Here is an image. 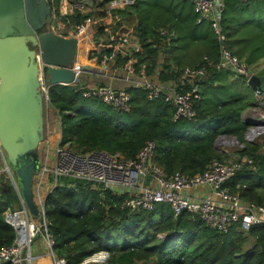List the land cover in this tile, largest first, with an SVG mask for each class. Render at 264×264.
Masks as SVG:
<instances>
[{
    "label": "trees",
    "instance_id": "16d2710c",
    "mask_svg": "<svg viewBox=\"0 0 264 264\" xmlns=\"http://www.w3.org/2000/svg\"><path fill=\"white\" fill-rule=\"evenodd\" d=\"M121 14L124 20L134 19L139 60L160 80L176 78L184 65L218 59V43L209 22L196 21L188 0H134ZM86 15L76 11L57 17L56 31L68 36ZM104 22L100 19L96 26ZM220 26L226 47L258 76L264 94V0H223ZM91 51L84 52L86 62ZM102 51L96 48L92 53L99 57ZM197 84L193 119L173 118L170 105L160 98H146L136 87L126 89L128 107L115 110L119 116L98 113L96 109L105 103L82 97L71 85L53 84L48 94L60 115L61 140L69 141L74 149L134 157L144 141L152 140L154 159L166 174L193 175L207 169L213 159L222 158L214 143L218 135L244 142L242 135L250 121L241 113L256 104L253 90L229 70L209 65ZM256 150L257 145L244 142L239 152L250 154L252 166L236 172L226 186L238 190L243 200L264 206V152ZM3 181L0 247L11 244L15 237L3 218L12 200V190ZM123 198L92 190L81 180L59 179L44 202L54 257L65 264H79L92 253L105 251V264H264V224L252 226L245 234L235 226L219 232L187 212L173 218L166 204L151 211L121 208Z\"/></svg>",
    "mask_w": 264,
    "mask_h": 264
},
{
    "label": "built area",
    "instance_id": "2783aa9c",
    "mask_svg": "<svg viewBox=\"0 0 264 264\" xmlns=\"http://www.w3.org/2000/svg\"><path fill=\"white\" fill-rule=\"evenodd\" d=\"M188 1L192 4L196 21L209 22L218 43V59L214 63L206 60L194 66L184 65L178 68L176 78L160 80L154 72L148 73L145 61L139 60L141 48L134 33V23L126 24L121 14L129 10L134 0H45L49 8V21L43 25L42 31L51 30L62 35L56 31L57 17L76 11L88 13L68 35L76 38V51L69 67L74 76L67 85L78 89L82 97L97 98L118 111H125L128 107L130 94L126 89L140 88L146 98H160L170 105L173 118L193 119L196 114L195 101L199 97L197 81L203 77L207 66L229 70L241 76L245 82L252 72L226 47L225 34L220 26L223 0ZM103 18L105 22L96 26V22ZM87 48L92 51L90 61L85 62L81 58L84 59ZM96 48L103 50L99 57L92 53ZM40 52V47L35 46L34 59L44 114L43 137L38 144V169L31 182L32 201L38 215L34 220L22 203L0 147V186L7 179L20 201L19 208L7 205L3 212L4 221L16 232L11 244L0 247V264H30V247L37 238L44 242L53 264H65L62 258L54 257L52 253L44 209L45 198L62 177L81 180L95 191L124 196L121 208L151 211L158 204H166L173 218L187 212L206 227L219 232H226L235 226L245 234L252 226L264 224V206L243 200L238 190L232 191L226 186L236 172L252 166L250 154L239 152L244 143L235 141L239 145L235 155L213 159L207 169L200 173L187 175L175 172L168 175L154 159L155 143L152 140L144 141L134 157L96 149L81 151L74 149L69 141L63 142L60 115L50 103L48 94L49 87L53 85L49 80V71L56 66L43 62ZM96 71L110 81L92 82L91 76ZM112 79H118L119 83L113 84ZM181 87L186 90H181ZM253 92L256 104L241 113L242 118L250 121L243 132V139L248 143H252L258 135H264V94ZM237 188L238 185L235 186ZM27 222H32L29 234L25 226ZM107 258V252L98 251L79 264H105Z\"/></svg>",
    "mask_w": 264,
    "mask_h": 264
},
{
    "label": "water",
    "instance_id": "95a60500",
    "mask_svg": "<svg viewBox=\"0 0 264 264\" xmlns=\"http://www.w3.org/2000/svg\"><path fill=\"white\" fill-rule=\"evenodd\" d=\"M48 21L45 0H0V147L20 199L33 218L38 213L32 201L31 182L38 169V144L44 131L34 47H40L43 62L56 66L49 71L52 84L72 81L74 75L69 67L76 51L74 36L42 31ZM246 83L253 91H261L257 75L250 74Z\"/></svg>",
    "mask_w": 264,
    "mask_h": 264
},
{
    "label": "rangeland",
    "instance_id": "374dc122",
    "mask_svg": "<svg viewBox=\"0 0 264 264\" xmlns=\"http://www.w3.org/2000/svg\"><path fill=\"white\" fill-rule=\"evenodd\" d=\"M124 22L129 25L131 23H134V19L129 20V21L124 20ZM52 25H53V22H52ZM152 72H150L149 74H154ZM86 75H87V73H86ZM254 100H255V98H254ZM96 110L98 113H101V114H105V115H109V116H119L118 112H116L115 109H113L111 106H108L106 104H103L101 107H99ZM53 134L56 135V132L53 131ZM242 137H243V135H242ZM216 138H218V139L215 142V146L218 149V151L221 153L223 158L230 157L232 155H235L238 152L237 148H239V145H238L239 141L236 139V137L220 134ZM235 141H238V143ZM244 142H240V143H244ZM252 143L257 145L256 151L261 152L262 147L264 146V135H261V136L258 135V137H256L252 141ZM3 183H4L3 184L4 186H7L9 188L10 192L12 190V193H11L12 200L7 205H10L14 209L19 208L20 201L18 199V195H16V193L13 189V186L11 185V183L8 180H4ZM4 186H3V189H4ZM34 220H35V218H34Z\"/></svg>",
    "mask_w": 264,
    "mask_h": 264
},
{
    "label": "crops",
    "instance_id": "0c3cea01",
    "mask_svg": "<svg viewBox=\"0 0 264 264\" xmlns=\"http://www.w3.org/2000/svg\"><path fill=\"white\" fill-rule=\"evenodd\" d=\"M99 71H96L91 76L92 82L94 83H100L104 81H110V79L105 78L101 73H98ZM111 82L115 85L119 83L118 79H112ZM30 264H53L51 258L48 256L47 251L44 247V242L37 238L33 241L31 247H30Z\"/></svg>",
    "mask_w": 264,
    "mask_h": 264
},
{
    "label": "bare ground",
    "instance_id": "6f19581e",
    "mask_svg": "<svg viewBox=\"0 0 264 264\" xmlns=\"http://www.w3.org/2000/svg\"><path fill=\"white\" fill-rule=\"evenodd\" d=\"M81 60H83V58H81ZM25 226L27 227V234H29L30 233V228L32 226V222L25 223Z\"/></svg>",
    "mask_w": 264,
    "mask_h": 264
}]
</instances>
